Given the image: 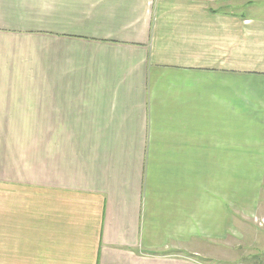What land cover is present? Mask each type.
<instances>
[{
  "label": "crops",
  "instance_id": "0c3cea01",
  "mask_svg": "<svg viewBox=\"0 0 264 264\" xmlns=\"http://www.w3.org/2000/svg\"><path fill=\"white\" fill-rule=\"evenodd\" d=\"M256 1L0 0V264H264Z\"/></svg>",
  "mask_w": 264,
  "mask_h": 264
},
{
  "label": "rangeland",
  "instance_id": "374dc122",
  "mask_svg": "<svg viewBox=\"0 0 264 264\" xmlns=\"http://www.w3.org/2000/svg\"><path fill=\"white\" fill-rule=\"evenodd\" d=\"M248 4H250V3L241 4V5H239V8L241 10H244V9L248 10L249 9V8H247ZM251 4H252L251 5L252 12H256L259 18L264 19V0H257L256 2H252ZM259 38L263 39V37H261V35ZM260 233L262 235H264V230H261Z\"/></svg>",
  "mask_w": 264,
  "mask_h": 264
}]
</instances>
